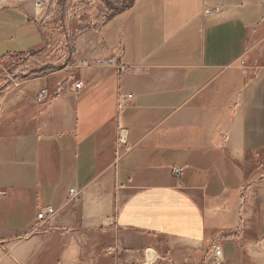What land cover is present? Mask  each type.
<instances>
[{"label":"crops","instance_id":"0c3cea01","mask_svg":"<svg viewBox=\"0 0 264 264\" xmlns=\"http://www.w3.org/2000/svg\"><path fill=\"white\" fill-rule=\"evenodd\" d=\"M59 1L0 2V264H264V0H66L62 34Z\"/></svg>","mask_w":264,"mask_h":264},{"label":"built area","instance_id":"2783aa9c","mask_svg":"<svg viewBox=\"0 0 264 264\" xmlns=\"http://www.w3.org/2000/svg\"><path fill=\"white\" fill-rule=\"evenodd\" d=\"M38 5V4H37ZM217 11V10H216ZM207 15L213 14V11H206ZM124 58V51L119 50L117 54L114 57L107 58V59H97L95 60V64L105 67H115L117 68L121 73H124L126 71V67L120 62ZM92 62L90 60H80L75 62V67H90L92 66ZM242 64H244L242 62ZM84 88V83L82 81L77 82L74 85L75 93L78 94L82 89ZM37 101L39 103H43L47 98V91L42 90L39 92L37 96ZM182 170L179 168L174 169V175L179 176L181 174ZM5 193L3 191H0V196H3ZM78 193H76L75 190L70 191V198L71 199H77ZM56 211L52 207H48L45 210L38 213L37 219L39 222H45L51 217L55 215ZM212 252H213V259L212 264H225L224 257H223V249L221 245L215 244L212 246ZM107 253L109 256H113L117 253V250L113 247H109L107 249Z\"/></svg>","mask_w":264,"mask_h":264},{"label":"trees","instance_id":"16d2710c","mask_svg":"<svg viewBox=\"0 0 264 264\" xmlns=\"http://www.w3.org/2000/svg\"><path fill=\"white\" fill-rule=\"evenodd\" d=\"M112 1V4L114 5V8L116 11H120L123 9H126L128 7L131 6V4L133 3V0H110ZM61 12V13H60ZM66 12H67V4H66V0H60L59 1V11H58V22H61L62 27H61V34L66 32V26H65V18H66ZM62 14V15H61ZM68 38V37H67ZM72 39L68 38V42L72 43ZM17 58H22V61L20 62H14L15 59ZM8 60V64L12 67L14 66H19L20 64H27L30 61L34 62L35 64H39L40 65V53H34V54H29V55H15L10 57ZM16 68V67H14ZM33 72V71H32ZM34 76H37L40 74V72H37L36 70L34 71Z\"/></svg>","mask_w":264,"mask_h":264},{"label":"rangeland","instance_id":"374dc122","mask_svg":"<svg viewBox=\"0 0 264 264\" xmlns=\"http://www.w3.org/2000/svg\"><path fill=\"white\" fill-rule=\"evenodd\" d=\"M2 1L5 2L6 0H0V2H2ZM60 13H61V12H60ZM61 15H62V14H61ZM17 61H18V62L22 61V58H17V59L14 60V62H17Z\"/></svg>","mask_w":264,"mask_h":264}]
</instances>
